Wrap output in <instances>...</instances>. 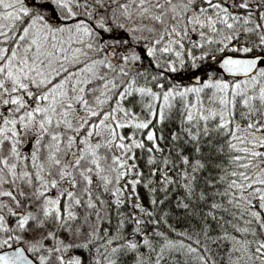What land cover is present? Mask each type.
Instances as JSON below:
<instances>
[{
    "label": "snow or ice",
    "instance_id": "1",
    "mask_svg": "<svg viewBox=\"0 0 264 264\" xmlns=\"http://www.w3.org/2000/svg\"><path fill=\"white\" fill-rule=\"evenodd\" d=\"M0 264H264V0H0Z\"/></svg>",
    "mask_w": 264,
    "mask_h": 264
}]
</instances>
